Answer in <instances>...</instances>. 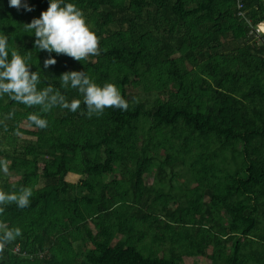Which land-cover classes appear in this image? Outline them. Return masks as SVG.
<instances>
[{"label": "trees", "instance_id": "16d2710c", "mask_svg": "<svg viewBox=\"0 0 264 264\" xmlns=\"http://www.w3.org/2000/svg\"><path fill=\"white\" fill-rule=\"evenodd\" d=\"M239 1L64 0L99 37L100 55L76 61L39 51L25 29L50 0L22 1L30 12L0 0V35L30 56L38 89L82 100L58 78L86 71L129 102L88 118L83 102L75 113H41L0 95V160L21 174L14 184L0 172V190L33 192L30 206L0 215V234L21 231L0 264H264V34L252 35L264 26V0H241L242 10ZM48 58L57 63L44 68ZM141 84L156 89L152 104L128 94ZM33 112L47 128L28 121ZM177 164L195 182L186 206L172 193Z\"/></svg>", "mask_w": 264, "mask_h": 264}, {"label": "clouds", "instance_id": "9594fccd", "mask_svg": "<svg viewBox=\"0 0 264 264\" xmlns=\"http://www.w3.org/2000/svg\"><path fill=\"white\" fill-rule=\"evenodd\" d=\"M9 7L32 11L27 3L22 4V0H9ZM24 26L27 31L34 30L36 37L34 47L39 51L67 55L76 61L100 55L99 37L93 26L87 22L83 11L73 3L50 0L48 9L41 13L40 18H34L31 23ZM8 41L7 35H0V95L7 94L10 100L28 107L40 106L41 113H48L55 107L75 113L80 109L82 102L88 118L94 115L102 116L106 108L122 111L129 109V102L121 95L116 84L112 82L97 84L86 71L65 72L58 78L62 88L77 90L82 100L73 98L69 101L51 84L38 89L40 75L38 71H30L31 64L27 63L30 56L21 55L17 50L10 52ZM56 63L55 58H48L44 61V68ZM11 115L10 113L9 118ZM27 119L40 129L48 127L47 119L35 112L29 113ZM0 172L9 174L8 161L0 160ZM32 195L30 187H23L19 192L11 193L0 190V215L13 203L20 209L30 206ZM3 227L4 231L0 234V252L21 235L19 228Z\"/></svg>", "mask_w": 264, "mask_h": 264}, {"label": "rangeland", "instance_id": "374dc122", "mask_svg": "<svg viewBox=\"0 0 264 264\" xmlns=\"http://www.w3.org/2000/svg\"><path fill=\"white\" fill-rule=\"evenodd\" d=\"M22 1H24V0H22ZM256 33H257V35L262 36L264 34V26L258 28V30H257ZM127 91H128V94L130 95V97L133 98V100H142L146 104H152L155 101L156 96L158 94L156 92V89H153V91L147 92L148 90L145 87V84L130 86V87H128ZM150 125L151 124L149 122V124L147 126H150ZM20 127L23 128V129H27V130H34V131L37 130L35 127H31L27 121H22L20 123ZM20 137L22 139H27V140H36V138L33 137V136H24V135H21ZM5 141H6L5 143L8 144V140L6 139ZM162 154H164V152H162ZM223 155L229 157L230 168L232 170H235L236 169V163L233 162V160L231 158V155L229 153H225ZM221 158L218 160V162H222L221 161ZM10 164H11V162L8 161V165L9 166H10ZM225 167H227V166L223 165L222 168H225ZM166 172L168 174V178L169 179L172 178V169L171 168H167ZM1 174H3V176L5 178L9 179V181L10 182H13L14 184H17L18 181L21 179V174H18V173L14 172V171H12L10 169H9V174L8 175H5L3 172H1ZM175 174H176V178L174 179V181L172 183V185L174 186V190L172 191V193L174 195L180 196V200H181L180 205L186 206L187 205V201H186L185 195H183V193H185V194L190 193V190L195 186V182L192 180L191 175H190L188 169L186 167H182L180 164H177L176 165V167H175ZM119 178H122V177L119 176ZM77 179H82V178L80 176H75L73 178V182H75V183L78 182ZM0 181H1V179H0ZM148 183H149V185H151V184L154 183V177L153 176H149L148 177ZM170 207L174 210L178 206L175 204V202H172L170 204ZM231 245L232 244L229 243L228 249H227L228 252L231 251ZM163 254H164V252H161L160 253V256H163ZM186 260L188 262V259H186ZM203 260H202V264H205V261H203ZM192 261L195 262V259H193V260L190 259L189 260V262H192Z\"/></svg>", "mask_w": 264, "mask_h": 264}, {"label": "built area", "instance_id": "2783aa9c", "mask_svg": "<svg viewBox=\"0 0 264 264\" xmlns=\"http://www.w3.org/2000/svg\"><path fill=\"white\" fill-rule=\"evenodd\" d=\"M243 8H244L243 2L240 0V1H239V10H242ZM239 16H243V17H245V12L241 11V12L239 13ZM253 36H254V38H255L257 41H259L260 38H261V36H260V35H257L256 32L253 33Z\"/></svg>", "mask_w": 264, "mask_h": 264}]
</instances>
